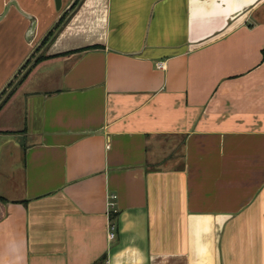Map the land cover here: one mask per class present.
<instances>
[{"label":"crops","instance_id":"1","mask_svg":"<svg viewBox=\"0 0 264 264\" xmlns=\"http://www.w3.org/2000/svg\"><path fill=\"white\" fill-rule=\"evenodd\" d=\"M0 16V264H264V0Z\"/></svg>","mask_w":264,"mask_h":264},{"label":"water","instance_id":"2","mask_svg":"<svg viewBox=\"0 0 264 264\" xmlns=\"http://www.w3.org/2000/svg\"><path fill=\"white\" fill-rule=\"evenodd\" d=\"M9 5H13L23 16H25V17H27L28 19H31V17L27 14V13H25V12H22L19 8H18V6L16 5V3L15 2H11ZM55 8L57 9V10H60V8H61V0H55ZM67 11H65V12H63L62 13V16L66 13ZM0 18H1V16H0ZM34 28H35V21L34 20H31V24H30V27H29V30H28V35H29V37H31L32 36V34H33V32H34ZM35 59H36V56L34 57V59H33V61H32V63H34V61H35ZM32 63H29L24 69L23 68H19V69H17V71H16V73H15V76L17 75V73H19L20 71H22L21 72V74H20V77L29 69V67H30V64H32ZM14 76V77H15ZM18 80V79H17ZM6 88V87H5ZM4 88V89H5ZM3 89V90H4ZM0 95H1V93H0Z\"/></svg>","mask_w":264,"mask_h":264},{"label":"built area","instance_id":"3","mask_svg":"<svg viewBox=\"0 0 264 264\" xmlns=\"http://www.w3.org/2000/svg\"><path fill=\"white\" fill-rule=\"evenodd\" d=\"M157 67L162 68L163 67V64L161 62H158L157 63ZM110 198L111 199H114L115 198V195H113V194L110 195ZM109 205L113 207V203L112 202H110ZM114 230H115V227L113 225L110 226V231L108 233L109 240H112L114 238V236H115Z\"/></svg>","mask_w":264,"mask_h":264},{"label":"trees","instance_id":"4","mask_svg":"<svg viewBox=\"0 0 264 264\" xmlns=\"http://www.w3.org/2000/svg\"><path fill=\"white\" fill-rule=\"evenodd\" d=\"M262 55H263V57H264V49L262 50ZM41 57L43 58V56H41ZM41 57H40V58H41Z\"/></svg>","mask_w":264,"mask_h":264}]
</instances>
